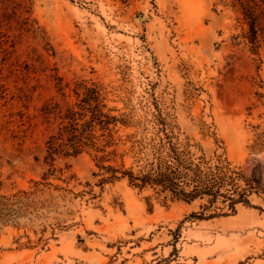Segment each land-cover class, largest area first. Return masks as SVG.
Segmentation results:
<instances>
[{
  "label": "rangeland",
  "instance_id": "rangeland-1",
  "mask_svg": "<svg viewBox=\"0 0 264 264\" xmlns=\"http://www.w3.org/2000/svg\"><path fill=\"white\" fill-rule=\"evenodd\" d=\"M88 87L118 118L104 151L50 159ZM166 136L264 187V0H0V264H264V190L206 217L103 180Z\"/></svg>",
  "mask_w": 264,
  "mask_h": 264
},
{
  "label": "trees",
  "instance_id": "trees-1",
  "mask_svg": "<svg viewBox=\"0 0 264 264\" xmlns=\"http://www.w3.org/2000/svg\"><path fill=\"white\" fill-rule=\"evenodd\" d=\"M244 14L250 19V29L254 33L255 18L248 10ZM251 39H255V34ZM104 107L106 104L99 90L96 87L86 88L76 103V109L72 107L65 109L61 118L66 121H63L56 133L48 138L46 151L49 158L53 160V156L57 154L76 156L85 146L104 151L96 144L100 137H111L110 124L114 125L118 121L115 115L104 112ZM77 119L84 120L79 123ZM97 131L100 133L97 134ZM165 138L166 140L161 138L153 147V158L147 162L146 169L133 174L131 171H120L118 168L107 166L106 170L110 174L103 180H115L127 175L130 184L139 188L149 185L156 192L164 193V198L170 200L189 203L197 198H205L206 204L202 208L212 210L206 217L221 214L224 208L233 213L237 203H249L248 196L253 189L264 190L259 182L248 179H244L245 186L241 187L238 180L243 175L233 169L226 158H219L213 166L202 167L190 160L188 151L181 148L178 142L168 136ZM108 142L103 145H107ZM103 157L104 155L100 156ZM117 172L121 174L118 176ZM197 216L203 218L205 214L200 212Z\"/></svg>",
  "mask_w": 264,
  "mask_h": 264
}]
</instances>
